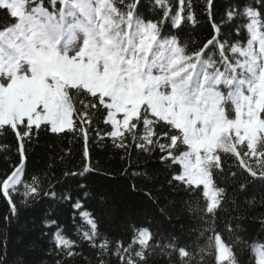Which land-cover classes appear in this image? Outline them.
Instances as JSON below:
<instances>
[{"label": "snow or ice", "instance_id": "1", "mask_svg": "<svg viewBox=\"0 0 264 264\" xmlns=\"http://www.w3.org/2000/svg\"><path fill=\"white\" fill-rule=\"evenodd\" d=\"M139 3L0 0V10L12 21L0 29V131L14 134L20 158L0 178V194L11 213L5 221L18 213L14 196L27 203L42 193L38 177L23 179L26 143L42 126L53 134L79 130L86 163L81 172L64 175H83L93 171L88 128L99 114L110 129L103 136L97 131V136L111 138L114 147L125 151L129 146L158 150L160 160L173 169L169 183L180 184L197 198L192 211L199 214L200 235L207 240L199 250L201 262L206 249H212L215 264H240L236 241L230 244L217 225L226 199L217 177L225 174L228 159L252 179L264 181V0L258 6L237 3L225 13L228 21H240L235 33H247L243 43L221 38V25L212 16L213 0H206L214 34L193 51L175 36H162V21L142 19ZM155 3L165 8L166 0ZM179 5L174 26L195 24L191 4L186 14L185 0ZM227 171L237 178L236 171ZM64 199L72 197L66 194ZM72 208L88 226L77 231L97 250V264H106L105 255H115L120 264H147V256L157 248L174 254L176 264H195V253L171 241L157 243L149 228H134L127 245L113 242L100 232L81 200ZM45 227L55 228L51 251L76 255L77 241L55 220H46ZM224 227L234 232L230 224ZM253 252L255 264H264V245H253ZM0 264H8L6 254L0 255Z\"/></svg>", "mask_w": 264, "mask_h": 264}, {"label": "trees", "instance_id": "2", "mask_svg": "<svg viewBox=\"0 0 264 264\" xmlns=\"http://www.w3.org/2000/svg\"><path fill=\"white\" fill-rule=\"evenodd\" d=\"M237 3L258 6L259 0H213V19L221 25V38L229 43L237 40L243 43L247 39L246 32L240 37L235 33V25L240 21L230 22L225 16ZM189 4L195 13V24L183 22L174 26L172 21L179 10V0H166L168 17L164 16L165 8L155 0H140L137 13L142 19L162 21V36H175L193 51L212 38L214 29L206 11V0H185V14ZM10 23V18L0 10V29ZM214 53L215 49L208 54ZM109 129L97 114L88 128L87 141L88 161L93 171L83 175H64L81 172L86 163L85 140L79 130L53 134L42 126L38 136L26 143L23 179L31 182L32 177H38L42 193L27 203L22 202L21 196H14L18 213L10 221H5L11 213L0 194V255L6 254L8 264H56L58 259L62 264H97V250L82 240L77 231L88 227L72 208L79 199L97 220L100 232L113 242L119 240L127 245L134 228H149L157 243L171 241L195 253V264H215L212 249H206L201 262L199 250L207 245V240L200 235L199 214L192 211L197 208V198L180 184L169 183L173 169L160 160L158 150L145 152L135 146H129L127 151L116 148L111 138H101ZM97 131L101 136H97ZM19 160L16 137L10 130L0 131V178L10 173ZM229 167L238 174L235 180L227 171ZM225 168V174L217 177L226 193L217 225L230 244L236 241L235 253L240 264H255L253 245H264V181L249 177L236 168L233 160L225 159ZM240 182H245L246 188L241 189ZM66 194L72 199H64ZM203 203L200 199L199 205ZM50 219L77 241L76 255L57 256L51 251L50 235L55 228L45 227V221ZM226 223L233 226V233L225 230ZM104 259L106 264H120L115 255H105ZM146 261L147 264H176V256L157 248Z\"/></svg>", "mask_w": 264, "mask_h": 264}]
</instances>
